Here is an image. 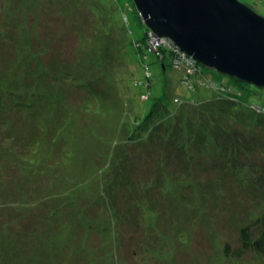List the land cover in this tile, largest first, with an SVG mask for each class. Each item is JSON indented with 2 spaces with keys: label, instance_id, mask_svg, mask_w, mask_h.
Returning <instances> with one entry per match:
<instances>
[{
  "label": "rangeland",
  "instance_id": "1",
  "mask_svg": "<svg viewBox=\"0 0 264 264\" xmlns=\"http://www.w3.org/2000/svg\"><path fill=\"white\" fill-rule=\"evenodd\" d=\"M240 1L264 16V0ZM146 27L133 0H0V264H264V252L233 255L264 208L262 128L240 134L235 174L198 148L175 154L163 132L179 138L177 123L159 133L169 143L156 175L142 141L133 157L118 144L163 94L230 100L215 85L184 86L169 54L158 61L143 44L139 55ZM241 89L264 104L263 88Z\"/></svg>",
  "mask_w": 264,
  "mask_h": 264
},
{
  "label": "trees",
  "instance_id": "2",
  "mask_svg": "<svg viewBox=\"0 0 264 264\" xmlns=\"http://www.w3.org/2000/svg\"><path fill=\"white\" fill-rule=\"evenodd\" d=\"M143 21L145 22L144 19ZM145 24L147 27L144 42H135L137 53L139 55L142 56L140 50L141 47H143V44L146 46L145 50H147V52H153L156 54L158 61H164L166 55L169 54L168 56L171 58L172 62L175 63V68L179 70L181 69L180 71L183 70V74L181 73V82L184 86L194 89L196 85L210 87L215 85L214 87L217 88L221 94L226 93L227 96L225 97H229L230 100L223 99L222 101H204L201 102L203 103L202 105L200 103L196 106H191L188 104H182L184 102H182L178 97L174 98L175 101H166V98L168 97L163 94L160 97L154 98L148 111L135 112L139 115H135L132 119V126L128 129L130 134L126 137L127 139L121 140L118 144H122L121 147L123 149L125 145V149L128 150L132 146L133 149L128 154L130 157H133V152L137 147L138 142L142 141L141 145L144 147L142 148V151H140L139 156L144 162L147 164L150 163V166H153L156 175L157 169H155L156 167L153 164L159 158L164 159L166 157V144L169 143V141L164 140V145L163 137L159 133L160 131L163 132L165 128L174 126L177 123L183 136L181 135L179 138H175L174 134H170L168 131L163 132L164 134L171 136L173 139L174 151L176 150L175 154L177 153L178 155H181L186 153L188 154V157H190L192 156V149L198 148V152L202 154L200 157L208 156L212 159L224 160L227 162V166L225 165L224 167L225 170H229L233 174L237 173L236 158L238 155L237 151L240 149V145L237 142L243 140V137H240V134L244 132L243 135L245 136V132H255V129L262 128V134L264 135V104L261 102L256 103L243 101L242 99L243 90L241 88L245 89L247 84L252 82L221 72L215 67L199 61L197 58L194 59V57L189 59L188 67L185 66L184 62L178 63V52H175V48L171 47L172 45L164 47L161 46L158 49L151 50L150 48H152V45L149 47L148 44H150L149 39L152 34H162L157 33L146 22ZM107 34L113 35V29L109 27ZM162 36L172 40L173 43L175 42L168 35L163 34ZM146 41L149 43L147 44ZM104 51H107V48L102 51L103 55ZM189 56L190 55H188V57ZM142 62L146 66V71L150 70L149 64L146 63V59L143 58ZM204 66L216 69L221 73L229 75L232 84L230 86L218 85L208 78L204 79V77H201L204 73ZM189 69L194 71L191 73ZM194 77L198 79L194 80ZM195 81H197L198 84ZM135 85L144 86L143 80L135 81ZM259 87L264 89V86ZM160 109H166L167 113H169L164 121L156 119L157 115L155 113H157ZM118 123H120V121ZM239 126H242V128H239ZM116 130L117 134L119 131L121 132L120 125L116 126ZM246 141L247 138H245L244 143ZM113 148H115V146H112V149ZM261 149L264 151L263 145ZM112 155L114 156V153ZM193 157L194 156H192V158ZM178 158L179 156L172 161L174 166L180 162ZM111 164L115 167L113 162H111ZM146 169L148 171H152V168L151 170L148 168ZM178 169H180V171L182 170L179 166ZM191 169H193V167L189 166L188 170ZM101 192L103 193V190H101ZM239 232L240 245H238L233 251V255L235 257H241L245 253L251 252L262 254L264 252V208L262 214L258 216L252 224L240 228ZM229 249L230 245L226 244L224 249L225 253L228 254Z\"/></svg>",
  "mask_w": 264,
  "mask_h": 264
},
{
  "label": "water",
  "instance_id": "3",
  "mask_svg": "<svg viewBox=\"0 0 264 264\" xmlns=\"http://www.w3.org/2000/svg\"><path fill=\"white\" fill-rule=\"evenodd\" d=\"M145 22L219 71L264 86V16L240 0H134Z\"/></svg>",
  "mask_w": 264,
  "mask_h": 264
},
{
  "label": "built area",
  "instance_id": "4",
  "mask_svg": "<svg viewBox=\"0 0 264 264\" xmlns=\"http://www.w3.org/2000/svg\"><path fill=\"white\" fill-rule=\"evenodd\" d=\"M150 45L153 44H158L160 47L161 46H171L175 48V52H178V63H182L184 62L185 66L188 67V61L191 57H194L192 55H190L189 53H187L186 51L182 50L177 44L176 42L173 43L172 40L167 39L166 37L162 36V35H158L156 33H153L151 38L149 39ZM152 47V46H151ZM153 48V47H152ZM154 49V48H153ZM155 50V49H154ZM188 55H190L188 57ZM195 59V57H194ZM189 63H193V62H189ZM189 71L192 73L194 70H190Z\"/></svg>",
  "mask_w": 264,
  "mask_h": 264
},
{
  "label": "bare ground",
  "instance_id": "5",
  "mask_svg": "<svg viewBox=\"0 0 264 264\" xmlns=\"http://www.w3.org/2000/svg\"><path fill=\"white\" fill-rule=\"evenodd\" d=\"M145 47H146V46H145ZM152 47H153L154 49H158L160 46H159L158 44H153ZM216 69H217V68H216Z\"/></svg>",
  "mask_w": 264,
  "mask_h": 264
}]
</instances>
